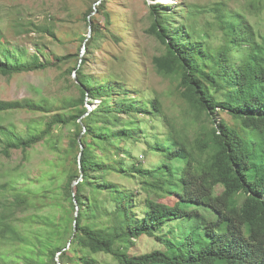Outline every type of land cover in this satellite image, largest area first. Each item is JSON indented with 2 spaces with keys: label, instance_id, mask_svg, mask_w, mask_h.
Here are the masks:
<instances>
[{
  "label": "trees",
  "instance_id": "1",
  "mask_svg": "<svg viewBox=\"0 0 264 264\" xmlns=\"http://www.w3.org/2000/svg\"><path fill=\"white\" fill-rule=\"evenodd\" d=\"M106 3L93 10L109 22ZM189 8L151 5L152 32L166 45L154 63L160 73L178 76L186 125L166 112L159 97L131 92L109 72L87 71L86 55L69 69L75 70L78 98L59 106L43 98L0 99V113L53 111L43 126L30 125L26 133L0 124V156L51 142L59 164L73 157L78 168L67 172L60 193L14 186L13 199L2 193L0 238L19 242L26 252L0 248V264H264V35L256 39L247 17L223 6L216 15L222 32L216 43L210 28L193 22ZM90 14L83 18L91 29L83 37L87 52L103 35L101 22ZM2 37L0 28L3 74L58 66L72 56L41 59ZM95 100L89 111L86 102ZM221 111L237 123L217 119ZM71 125L73 131L64 134L63 127ZM141 145L164 161L146 167ZM167 194L177 201L159 200ZM36 198L61 213L32 212L23 220L32 230L23 229L15 210L26 211ZM143 236L155 246L140 252Z\"/></svg>",
  "mask_w": 264,
  "mask_h": 264
},
{
  "label": "rangeland",
  "instance_id": "2",
  "mask_svg": "<svg viewBox=\"0 0 264 264\" xmlns=\"http://www.w3.org/2000/svg\"><path fill=\"white\" fill-rule=\"evenodd\" d=\"M99 1L0 0L2 40L10 45L26 47L28 54L37 52L41 59H54L59 55L72 54L69 60L58 66L9 75L0 72V99L43 98L53 102V106H59L67 98H78L80 90L74 79L75 70L69 72V69L80 64V55H86L90 59L85 67L87 71L101 76L109 72L124 79L131 92H139L148 98L159 97L166 112L180 125H186L187 104L177 88L178 76L160 73L154 63L155 56L165 53L166 45L152 32L154 17L151 14V5L162 2L170 4L174 9L185 8L184 12L190 11L191 6L194 9L191 15L193 22L198 27L210 28L216 43L220 42L222 36L216 15L223 6L242 12L249 20L256 39L262 40L264 35V0H107V10L111 16L109 22L103 13L93 10ZM89 13L94 16L95 21L101 22L103 35L97 38L96 43L87 52L83 37L90 29L83 18ZM43 25L49 26L52 31ZM36 44L41 46L39 52ZM98 103L99 100L93 103L87 101L88 110L94 109ZM51 114L53 111L4 112L0 113V124H13L17 132L26 133L30 125L43 126ZM217 119H225L231 124L237 123L227 111H221ZM73 129V125L64 126L62 132L68 134ZM55 131L61 132L57 129ZM68 140V136H64L61 145L66 146ZM140 148L139 157L146 167H155L164 161L161 153L150 150L145 145ZM57 157L51 142L39 143L26 153L14 150L10 157L1 155L0 197L4 193L10 200L13 199L12 186L17 191L48 189L53 190L55 194L60 193L61 185L67 180V172H76L78 168L73 157L67 160L64 166L59 164ZM62 169L66 171L58 175L57 172ZM7 182L13 183L5 188ZM158 197L160 201L170 205L177 201L173 194ZM33 203L34 205L26 211L15 210L16 223L23 229L32 230L33 225L23 223L24 218L32 212L38 211L49 216H58L61 213V210H53L51 206L42 207L44 201L40 198L34 199ZM154 246L153 238L143 236L138 240L137 249L141 252ZM0 248L11 249L10 251L19 254L26 252V248L19 242L2 238ZM53 249L59 256L61 251L56 247ZM21 262L23 263H18ZM68 264L72 263L68 261Z\"/></svg>",
  "mask_w": 264,
  "mask_h": 264
},
{
  "label": "water",
  "instance_id": "3",
  "mask_svg": "<svg viewBox=\"0 0 264 264\" xmlns=\"http://www.w3.org/2000/svg\"><path fill=\"white\" fill-rule=\"evenodd\" d=\"M101 2V0L98 2V4ZM89 18H90V16H89ZM91 23V22H90ZM90 33H91V29H90V31H89ZM86 114H88V113H86ZM85 114V115H86ZM81 149H83V145H81ZM80 157H81V154H80ZM78 215V213H76V216ZM75 222H76V220H75ZM76 230V229H75Z\"/></svg>",
  "mask_w": 264,
  "mask_h": 264
},
{
  "label": "bare ground",
  "instance_id": "4",
  "mask_svg": "<svg viewBox=\"0 0 264 264\" xmlns=\"http://www.w3.org/2000/svg\"><path fill=\"white\" fill-rule=\"evenodd\" d=\"M164 1H167V0H164Z\"/></svg>",
  "mask_w": 264,
  "mask_h": 264
},
{
  "label": "built area",
  "instance_id": "5",
  "mask_svg": "<svg viewBox=\"0 0 264 264\" xmlns=\"http://www.w3.org/2000/svg\"><path fill=\"white\" fill-rule=\"evenodd\" d=\"M93 110V109H92Z\"/></svg>",
  "mask_w": 264,
  "mask_h": 264
}]
</instances>
